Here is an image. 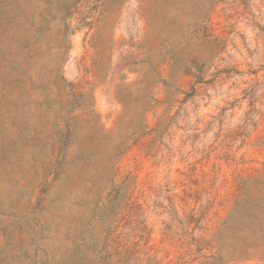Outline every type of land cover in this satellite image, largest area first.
<instances>
[{"label": "rangeland", "instance_id": "374dc122", "mask_svg": "<svg viewBox=\"0 0 264 264\" xmlns=\"http://www.w3.org/2000/svg\"><path fill=\"white\" fill-rule=\"evenodd\" d=\"M0 264H264V0H0Z\"/></svg>", "mask_w": 264, "mask_h": 264}]
</instances>
